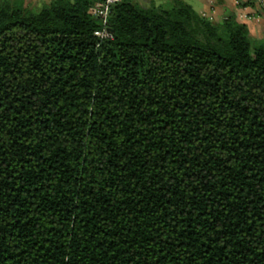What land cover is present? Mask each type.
<instances>
[{
	"label": "trees",
	"instance_id": "1",
	"mask_svg": "<svg viewBox=\"0 0 264 264\" xmlns=\"http://www.w3.org/2000/svg\"><path fill=\"white\" fill-rule=\"evenodd\" d=\"M96 1L0 0V264H264V39Z\"/></svg>",
	"mask_w": 264,
	"mask_h": 264
},
{
	"label": "crops",
	"instance_id": "2",
	"mask_svg": "<svg viewBox=\"0 0 264 264\" xmlns=\"http://www.w3.org/2000/svg\"><path fill=\"white\" fill-rule=\"evenodd\" d=\"M51 0H22L24 5L38 6ZM140 3L154 1L156 4L166 0H136ZM198 13L219 21L233 13L239 22L245 23L250 35L256 40L264 39V0H255L254 6L239 7L237 0H184Z\"/></svg>",
	"mask_w": 264,
	"mask_h": 264
},
{
	"label": "built area",
	"instance_id": "3",
	"mask_svg": "<svg viewBox=\"0 0 264 264\" xmlns=\"http://www.w3.org/2000/svg\"><path fill=\"white\" fill-rule=\"evenodd\" d=\"M119 0H98L94 4L95 16L101 21L102 28L97 30L95 34L100 38H112L111 32L106 27L107 16L111 5ZM203 16H207L206 13H201Z\"/></svg>",
	"mask_w": 264,
	"mask_h": 264
},
{
	"label": "rangeland",
	"instance_id": "4",
	"mask_svg": "<svg viewBox=\"0 0 264 264\" xmlns=\"http://www.w3.org/2000/svg\"><path fill=\"white\" fill-rule=\"evenodd\" d=\"M142 4V3H141ZM34 10H36V9H34Z\"/></svg>",
	"mask_w": 264,
	"mask_h": 264
}]
</instances>
